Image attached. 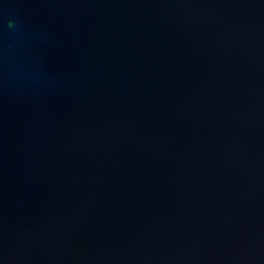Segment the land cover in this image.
<instances>
[{
  "label": "water",
  "instance_id": "95a60500",
  "mask_svg": "<svg viewBox=\"0 0 264 264\" xmlns=\"http://www.w3.org/2000/svg\"><path fill=\"white\" fill-rule=\"evenodd\" d=\"M0 264H264V0H0Z\"/></svg>",
  "mask_w": 264,
  "mask_h": 264
}]
</instances>
